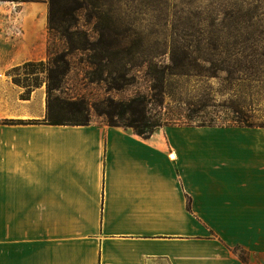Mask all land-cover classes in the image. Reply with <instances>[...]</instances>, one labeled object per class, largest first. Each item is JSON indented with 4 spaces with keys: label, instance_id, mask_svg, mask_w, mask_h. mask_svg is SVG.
I'll use <instances>...</instances> for the list:
<instances>
[{
    "label": "crops",
    "instance_id": "0c3cea01",
    "mask_svg": "<svg viewBox=\"0 0 264 264\" xmlns=\"http://www.w3.org/2000/svg\"><path fill=\"white\" fill-rule=\"evenodd\" d=\"M5 2L0 264H264V126L41 123L45 73L21 98L10 70L46 61L48 0Z\"/></svg>",
    "mask_w": 264,
    "mask_h": 264
},
{
    "label": "rangeland",
    "instance_id": "374dc122",
    "mask_svg": "<svg viewBox=\"0 0 264 264\" xmlns=\"http://www.w3.org/2000/svg\"><path fill=\"white\" fill-rule=\"evenodd\" d=\"M0 1L11 4L26 0ZM92 2L86 10L76 12V25L89 41L97 44L103 37L110 42V62L102 71L89 62L93 51L73 50L68 55L70 70L56 94L83 97L89 103L106 98L125 102L144 96L148 115L160 120L158 128L182 124L186 114L192 124L211 119V126H229L225 124L234 123L242 115L232 111L234 107L250 115L249 122L264 124V0ZM65 46L58 34L48 32L47 59L48 52ZM244 50L251 54L254 69L245 82L241 59ZM23 64L10 70L12 79L19 82L16 84L23 86L35 80L40 84V73H45L46 82L43 67ZM113 83H119L120 88H109ZM160 86L164 91L162 105L157 104ZM168 112L175 119L168 120ZM17 121L26 123L4 119V123ZM91 122L106 123V118L92 111ZM196 218L203 223L202 216ZM206 227V236L200 238H218L217 229ZM233 251L246 261L243 249L235 246Z\"/></svg>",
    "mask_w": 264,
    "mask_h": 264
},
{
    "label": "trees",
    "instance_id": "16d2710c",
    "mask_svg": "<svg viewBox=\"0 0 264 264\" xmlns=\"http://www.w3.org/2000/svg\"><path fill=\"white\" fill-rule=\"evenodd\" d=\"M92 0H48L47 11V28L49 34H58V38L64 40L66 46L55 52H48V59L44 63L38 62H26L22 66H39L43 67L46 71V104L45 115L41 123L45 124H69V125H86L91 122L92 111L98 116H105L106 124L117 125L123 127H130L135 133L142 137L150 136L156 128L161 126L160 120H152L148 115L146 109L147 100L144 96H135L128 99L125 102L114 101L111 98H106L98 102L89 103L83 97H65L56 94L55 91L61 87L65 75L70 70L71 60L68 55L73 50H88L93 51L91 57H89L90 64L99 69L106 70L105 66L110 62V57L113 52L110 50V42L105 38L99 37L95 44L93 41L88 40V35L80 31L76 25L77 14L76 12L87 7L92 6ZM74 35L77 37L76 41ZM244 48L246 46H243ZM50 46L48 45V51ZM242 59V81H249L252 77L253 59L251 54L243 51L241 54ZM183 71H179L178 74H183ZM122 77V75H121ZM15 83H19L15 79H12ZM39 85L37 80L23 84L25 90L20 94L21 98H27L31 89ZM248 87V84H244ZM109 88H120L119 83H113ZM160 92L157 98V104L162 105L163 88L159 87ZM163 107V106H161ZM249 107V106H248ZM232 111L240 112V116H237L232 124L225 125H240V126H253L255 124L249 122L250 115L243 114L242 109L234 107ZM168 120H172L173 117L168 114ZM186 120L182 124L174 125H214L210 122L211 119H200L199 123L192 124L191 117L186 114L184 117ZM175 119V118H173ZM174 121V120H173ZM168 123V122H167ZM165 124V123H163ZM260 126H264L261 124Z\"/></svg>",
    "mask_w": 264,
    "mask_h": 264
}]
</instances>
